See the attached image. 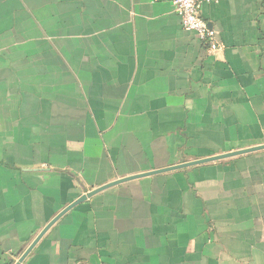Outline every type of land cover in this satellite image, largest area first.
Instances as JSON below:
<instances>
[{
    "label": "crops",
    "instance_id": "obj_1",
    "mask_svg": "<svg viewBox=\"0 0 264 264\" xmlns=\"http://www.w3.org/2000/svg\"><path fill=\"white\" fill-rule=\"evenodd\" d=\"M173 1L0 0V264H264V0Z\"/></svg>",
    "mask_w": 264,
    "mask_h": 264
},
{
    "label": "built area",
    "instance_id": "obj_2",
    "mask_svg": "<svg viewBox=\"0 0 264 264\" xmlns=\"http://www.w3.org/2000/svg\"><path fill=\"white\" fill-rule=\"evenodd\" d=\"M210 0H174L177 14L181 18L185 30L193 32L208 46L210 53L219 50L220 45L214 32L208 27V23L202 17L201 8L204 2Z\"/></svg>",
    "mask_w": 264,
    "mask_h": 264
},
{
    "label": "water",
    "instance_id": "obj_3",
    "mask_svg": "<svg viewBox=\"0 0 264 264\" xmlns=\"http://www.w3.org/2000/svg\"><path fill=\"white\" fill-rule=\"evenodd\" d=\"M263 148H264V146L263 147L256 148V149H250V150H247V151H242L240 153H234L233 155L243 154V153H247V152H252V151L260 150V149H263ZM233 155H225V156H222V157H215V158H210V159H206V160L195 161V162H192V163H188V164H184V165H179V166H176V167H171V168H168L166 170H160V171H155L154 173H150V174L139 175L137 177H144V176H147V175H153V174H158V173H162V172H166V171H172V170H177V169H181V168L196 166V165H199V164H204V163H209V162L217 161V160H220L222 158H225V157H228V156H233ZM130 179H132V178L122 179V180H119L117 182H114V183H111L109 185H106V186H104V187H102L100 189H97V190L89 193L87 196H84L83 198H81L78 202L74 203L72 206H74V205H76V204H78L80 202H83L87 198L93 196L94 194H96L97 192H99V191H101L103 189H106L108 187L114 186L116 184H119V183H122V182H125V181H128ZM71 207L67 208L65 211H63V213H61L60 215H58L52 222L49 223V225L42 231V233L38 236V238L34 241V243L25 252V254L23 255V257L21 258V260L19 261L18 264H20L29 255V253L35 247V245L40 240V238H42V236L51 228V226L54 225V223L56 221H58V219L62 216V214H64L65 212H67Z\"/></svg>",
    "mask_w": 264,
    "mask_h": 264
}]
</instances>
